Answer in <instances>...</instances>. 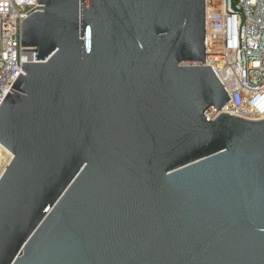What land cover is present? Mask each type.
Here are the masks:
<instances>
[{
	"label": "water",
	"instance_id": "95a60500",
	"mask_svg": "<svg viewBox=\"0 0 264 264\" xmlns=\"http://www.w3.org/2000/svg\"><path fill=\"white\" fill-rule=\"evenodd\" d=\"M0 108V264H264V119L206 64L205 0H37Z\"/></svg>",
	"mask_w": 264,
	"mask_h": 264
},
{
	"label": "built area",
	"instance_id": "2783aa9c",
	"mask_svg": "<svg viewBox=\"0 0 264 264\" xmlns=\"http://www.w3.org/2000/svg\"><path fill=\"white\" fill-rule=\"evenodd\" d=\"M206 1V64L230 100L219 113L264 119V0ZM42 5L0 0V108L14 90L23 63H38L36 49L22 46V23Z\"/></svg>",
	"mask_w": 264,
	"mask_h": 264
},
{
	"label": "rangeland",
	"instance_id": "374dc122",
	"mask_svg": "<svg viewBox=\"0 0 264 264\" xmlns=\"http://www.w3.org/2000/svg\"><path fill=\"white\" fill-rule=\"evenodd\" d=\"M11 159H12V154L3 148H0V176L4 172L6 165H8Z\"/></svg>",
	"mask_w": 264,
	"mask_h": 264
},
{
	"label": "bare ground",
	"instance_id": "6f19581e",
	"mask_svg": "<svg viewBox=\"0 0 264 264\" xmlns=\"http://www.w3.org/2000/svg\"><path fill=\"white\" fill-rule=\"evenodd\" d=\"M0 148H3V149H5V150H7L5 147H3L1 144H0ZM8 151V150H7ZM1 153H2V151H1ZM1 158H3V157H1ZM7 166V165H6Z\"/></svg>",
	"mask_w": 264,
	"mask_h": 264
}]
</instances>
